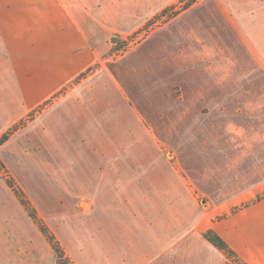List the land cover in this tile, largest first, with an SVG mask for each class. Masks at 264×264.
<instances>
[{"label":"rangeland","instance_id":"1","mask_svg":"<svg viewBox=\"0 0 264 264\" xmlns=\"http://www.w3.org/2000/svg\"><path fill=\"white\" fill-rule=\"evenodd\" d=\"M187 1L115 36L81 75L102 91L104 129L87 130L102 158L57 148L44 193L21 192L0 167V264H54L42 225L74 264H245L203 234L264 198V61L243 42L264 0Z\"/></svg>","mask_w":264,"mask_h":264},{"label":"crops","instance_id":"2","mask_svg":"<svg viewBox=\"0 0 264 264\" xmlns=\"http://www.w3.org/2000/svg\"><path fill=\"white\" fill-rule=\"evenodd\" d=\"M168 4L0 0V136L44 106L0 146V162L21 192L49 191L57 148L81 163L87 146H96L102 158V139L87 140V130L104 129L102 91L83 88L90 76L81 75L103 63L115 36L137 31ZM245 25L244 46L264 61V10L248 11ZM1 192L14 194L7 184ZM212 228L245 264H264V198Z\"/></svg>","mask_w":264,"mask_h":264},{"label":"trees","instance_id":"3","mask_svg":"<svg viewBox=\"0 0 264 264\" xmlns=\"http://www.w3.org/2000/svg\"><path fill=\"white\" fill-rule=\"evenodd\" d=\"M194 1L193 0H188L186 3H184L183 5V9L188 8ZM166 13V9L163 10L159 16H163V14ZM35 112L31 113L28 115V119H31L33 117ZM25 122H20L19 124L14 125L12 128H10L8 131H6L5 133H3L0 136V146L6 142L11 135L18 130L20 127L23 126ZM0 167L5 169V167L1 164L0 162ZM9 187L12 189V191L18 196L20 190L17 189L14 185L9 184ZM21 194V192H20ZM21 204L27 208L29 207V203L22 201L21 200ZM31 218L33 220H36V216L35 214L30 215ZM43 226V225H42ZM41 226V231L43 233V235L45 236V238L47 239V241L49 242V244L52 246L55 255H56V261L54 264H74L73 261L70 259L69 256H67V254L65 253V251L63 250V248L61 247V245L59 244V242L56 240L55 236L50 233L48 231L47 228L42 227ZM203 238L209 243L211 244L213 247H215L216 249H218L219 251H221L222 253H224L227 257H236V254L231 250V248L225 243V241L218 236L213 230H207L204 234H203Z\"/></svg>","mask_w":264,"mask_h":264}]
</instances>
